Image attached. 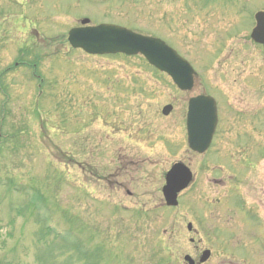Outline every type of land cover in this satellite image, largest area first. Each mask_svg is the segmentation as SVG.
I'll use <instances>...</instances> for the list:
<instances>
[{"label":"rangeland","instance_id":"rangeland-1","mask_svg":"<svg viewBox=\"0 0 264 264\" xmlns=\"http://www.w3.org/2000/svg\"><path fill=\"white\" fill-rule=\"evenodd\" d=\"M258 11L264 0H0V123L19 136L0 144V264H80L61 245L50 259L36 241L44 226L39 213L51 214L47 224L57 231L77 239L81 231L92 248L106 242L105 257L91 259L98 264H184L185 255L197 262L210 247L215 254L207 264H264V163L243 184L246 201L240 172L216 176L205 164L220 157L230 172L241 169L234 145L239 134L258 133L249 131L251 122L262 134L239 143L264 158V50L249 37ZM86 19L164 39L194 67L193 89L178 91L139 56H88L71 48L68 30ZM21 62L35 63V76L14 68ZM57 85L63 90L56 92ZM68 89L91 92L82 99L94 107L91 116L74 102L71 113L56 104ZM200 93L218 104L220 137L205 157L188 150L185 131L187 101ZM103 104L109 119L97 107ZM167 104L173 111L163 117ZM87 120L92 127L74 134ZM26 124L27 132L18 130ZM174 162L189 165L195 179L167 211L161 190ZM34 197L39 210L17 215ZM245 202L253 207L241 211Z\"/></svg>","mask_w":264,"mask_h":264},{"label":"water","instance_id":"water-1","mask_svg":"<svg viewBox=\"0 0 264 264\" xmlns=\"http://www.w3.org/2000/svg\"><path fill=\"white\" fill-rule=\"evenodd\" d=\"M257 27L252 38L264 46V15L255 16ZM84 20L82 23H87ZM69 42L74 48H81L89 54L104 55L122 53L128 56L141 54L148 63L156 69L167 73L181 90H190L193 86L194 70L190 64L182 59L173 49L159 39L144 37L127 29L113 25H99L96 27L77 28L69 32ZM170 106L163 109L167 115ZM217 124L216 104L213 98L197 96L188 102L187 132L188 143L192 150L204 152L212 139ZM191 176L186 168L177 165L166 177L163 193L168 205H176L178 192L187 187ZM205 251L200 262L209 257ZM189 264L193 261L186 258Z\"/></svg>","mask_w":264,"mask_h":264},{"label":"trees","instance_id":"trees-1","mask_svg":"<svg viewBox=\"0 0 264 264\" xmlns=\"http://www.w3.org/2000/svg\"><path fill=\"white\" fill-rule=\"evenodd\" d=\"M33 208H34V205H31ZM35 210H37L38 211V206L36 207V209ZM52 232H51V230L50 229H48V228H44V229H41L40 231H39V237L42 239V238H45V236L46 235H49V234H51ZM55 249V248H54ZM42 264V263H41ZM83 264H90L88 261H83Z\"/></svg>","mask_w":264,"mask_h":264}]
</instances>
